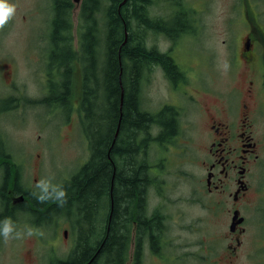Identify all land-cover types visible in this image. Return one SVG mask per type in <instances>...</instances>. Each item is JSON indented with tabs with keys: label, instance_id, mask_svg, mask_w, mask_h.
Segmentation results:
<instances>
[{
	"label": "flooded vegetation",
	"instance_id": "1",
	"mask_svg": "<svg viewBox=\"0 0 264 264\" xmlns=\"http://www.w3.org/2000/svg\"><path fill=\"white\" fill-rule=\"evenodd\" d=\"M154 1L147 6L150 23L146 34L139 33L142 39L138 43L145 57L138 66L137 88L141 115L137 150L141 200L134 202L129 221L123 223L121 246L116 247L119 251L115 257L110 255L109 264H142L144 255L154 257L157 264H189V258L195 259L196 264H208L210 260L211 264H219L226 254L230 258L227 264H234L233 260L246 249V240L248 256L254 251L255 264H264V0H220L216 88L203 82L212 74L202 71L208 69L214 57L196 46L198 34L203 33V16L201 19L192 16L205 12L204 7L193 10L192 2L157 0L162 6L158 10L165 13L152 15L151 12L158 11L150 10ZM177 16L180 18L176 19ZM183 36L187 41L179 45ZM73 44L79 45L76 35ZM42 57L39 60L43 61L40 70L44 72V82L37 95L30 96L25 88L14 86L7 95L10 103L0 104V145L11 144L1 125L9 112L23 120L27 111L43 107L48 113L43 121L46 124L50 112L60 115L69 108L74 115L79 110L81 60L73 61L72 75L79 67L75 88L63 104L59 99L63 92L61 84L48 74V56ZM127 61L128 58L124 61L126 65ZM6 147L3 155L6 160L16 159L19 154ZM3 153L0 151V156ZM15 165L21 168L25 163ZM11 166L10 161L0 166V176H5L6 167ZM20 181L23 182L22 178ZM183 183L185 194H178ZM23 185L19 182L22 192H32L31 187ZM6 190L9 205L23 203L21 194L15 196L12 190ZM109 197L103 236L111 247L114 211L111 192ZM182 202L186 207H198L208 219L188 222L189 216L177 211ZM29 212L24 208L19 212L21 220L13 216L10 219L29 224ZM248 212L254 215L248 216ZM39 214L35 228L30 226L37 231L48 230L50 223L58 225L64 221L69 228L72 223L67 215L49 218L45 209ZM79 224H73V247L66 257H56L55 264L74 257ZM92 227L90 236L95 241L91 247L98 251L91 255L90 261L101 264L97 263L96 254L104 240L98 247V241L102 240L100 231L95 232ZM177 232L195 235L198 249L189 251L188 243H179ZM67 233L64 229L65 238Z\"/></svg>",
	"mask_w": 264,
	"mask_h": 264
},
{
	"label": "trees",
	"instance_id": "2",
	"mask_svg": "<svg viewBox=\"0 0 264 264\" xmlns=\"http://www.w3.org/2000/svg\"><path fill=\"white\" fill-rule=\"evenodd\" d=\"M150 2L151 0H81L75 24L79 45L74 46L71 16L75 5L72 0H51L49 33L45 38V56H48L50 66L48 74L61 84L63 92L60 90L59 99L66 104L71 95L70 90L75 88L73 61L81 60V87H78L80 103L76 114L80 117V131L83 141L85 139L87 157L74 173L63 178L61 185L67 192V200L63 206H58L52 200L38 203L33 196L34 192L39 194L35 188H31V193L22 192V188H19V182L24 184L20 181L23 178L21 168L15 165L16 159L6 160L3 156L6 154L4 146L9 147V144L1 143L0 151L5 153L0 156V166L9 161L13 166L6 167L7 174L0 176V227L12 216L19 219V212L24 208L31 212L32 216L27 218V223L33 228L37 225L39 213L44 209L49 218L54 215L70 216L72 224L80 223L74 257L69 261H58L57 264H95V261L91 263L90 257L98 249L91 247L95 238L90 233L93 232L92 226L98 232V221L101 219L102 226L99 225L98 235L102 240L98 241L99 247L104 240V223L111 192L114 202L113 245L110 247L104 240L100 252L96 254V261L97 258L99 260L97 263L109 264L110 255L115 257L119 251L117 248L121 246L119 236L123 223L129 221L134 202L141 200V175L137 163L141 115L137 88L140 79L138 66L144 62L145 57L143 48L138 43L142 39L139 33L144 31L146 34L150 23L147 18V6ZM179 18L177 16L176 19ZM126 58L127 65L124 63ZM52 68L55 69L51 72ZM3 103L10 102L0 100V104ZM69 111V108L63 111L61 118L68 120L73 114ZM11 147L12 145L9 151L13 152ZM6 188L12 190L15 196L21 194L23 203L9 205L6 197L9 190ZM98 214L102 217H98ZM10 221L17 224L14 219Z\"/></svg>",
	"mask_w": 264,
	"mask_h": 264
},
{
	"label": "rangeland",
	"instance_id": "3",
	"mask_svg": "<svg viewBox=\"0 0 264 264\" xmlns=\"http://www.w3.org/2000/svg\"><path fill=\"white\" fill-rule=\"evenodd\" d=\"M182 1L184 3L192 2L193 10L200 6L205 9V12H199L198 15L192 16L199 19L203 16V33L198 34L200 39L196 46L205 54L214 57L212 63L207 65L208 69L201 70L212 74V76L203 79V82L205 81L204 83L213 85V88H216L219 68L217 44L219 40L218 30L221 25L219 16L222 10L221 1ZM197 1L198 3L195 4ZM7 3L15 5L16 11L13 18L3 29H0V100H7V95L11 93L14 86L25 88L30 96L35 97L44 82V72L40 70L43 61L40 62L39 58L42 59V56H45L46 53L47 43L42 39H45L49 33L48 20L51 15V0H7ZM154 3L150 7L151 11H156L162 7L157 0ZM73 4L75 7L72 10L71 20L73 23L72 35L75 37V24L80 3ZM151 13L152 15H158L165 12L158 10ZM192 24H194L193 21ZM180 40L179 45H184L187 41L185 36ZM159 44H163L161 37ZM78 68L76 67L75 77ZM47 114L45 108L38 106L35 110L27 111L23 120L16 114L9 112L5 119L1 121L3 130L11 140L13 152L19 154L15 155L16 161L22 164L25 163L21 167L23 183L35 188L38 193L40 191L36 187L38 182L47 180L53 185H61L63 178L68 177L70 173H74L87 157L85 139L83 141V135L80 131L79 115L72 114L68 120H65L58 113L50 112L47 117L48 121L43 124ZM194 127L196 126L194 125ZM11 145L9 144V147ZM180 193L185 194L184 183L180 186L178 194ZM186 206V203H180L177 211L189 216L188 222H195L198 218L208 219L207 214L198 207ZM247 215L252 216L254 213L248 212ZM97 216L102 217L100 214ZM99 225L101 224H98V231ZM13 226L15 230L25 233L31 229L33 234L31 236L25 234L22 238L7 241L0 236V264H47L49 262L55 264V258L66 257L74 244L75 232L72 223L70 228L64 221H60L58 225L50 223L48 230L39 231L33 230L29 224L22 223V221L13 224ZM64 229L68 230L66 238L63 236ZM177 234L180 236L178 242L188 243L189 251L198 249L195 235H188L186 232H177ZM245 248L233 260L234 264L256 263L254 251L251 252L250 257L247 254L246 250L249 249L248 240H246ZM209 256L211 257V255ZM222 257L223 261L219 264H227L230 258L227 254ZM142 264L157 263L154 257L144 255ZM189 264H196L195 259L189 258ZM208 264H211V260Z\"/></svg>",
	"mask_w": 264,
	"mask_h": 264
},
{
	"label": "clouds",
	"instance_id": "4",
	"mask_svg": "<svg viewBox=\"0 0 264 264\" xmlns=\"http://www.w3.org/2000/svg\"><path fill=\"white\" fill-rule=\"evenodd\" d=\"M15 5L7 3V0H0V29H3L5 25L13 18L15 15ZM36 187L40 190L39 194L33 193L34 198L38 203H45L49 200L58 203V206H63L67 200V192L62 185H53L50 181L41 180L37 183ZM25 234L31 236L33 234L32 230L29 229L27 232L17 231L10 220H5L3 226L0 227V236L4 238L5 241L10 239L22 238Z\"/></svg>",
	"mask_w": 264,
	"mask_h": 264
},
{
	"label": "water",
	"instance_id": "5",
	"mask_svg": "<svg viewBox=\"0 0 264 264\" xmlns=\"http://www.w3.org/2000/svg\"><path fill=\"white\" fill-rule=\"evenodd\" d=\"M81 0H72L73 3L78 4Z\"/></svg>",
	"mask_w": 264,
	"mask_h": 264
}]
</instances>
